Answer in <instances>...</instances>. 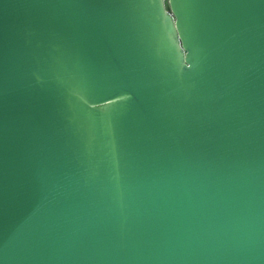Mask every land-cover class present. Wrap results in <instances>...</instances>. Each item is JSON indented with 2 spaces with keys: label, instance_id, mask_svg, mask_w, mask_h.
<instances>
[{
  "label": "water",
  "instance_id": "water-1",
  "mask_svg": "<svg viewBox=\"0 0 264 264\" xmlns=\"http://www.w3.org/2000/svg\"><path fill=\"white\" fill-rule=\"evenodd\" d=\"M0 264H264V0H0Z\"/></svg>",
  "mask_w": 264,
  "mask_h": 264
}]
</instances>
